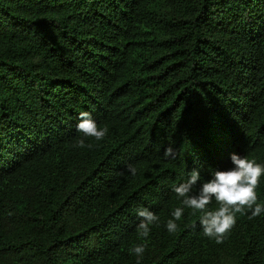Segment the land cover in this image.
Masks as SVG:
<instances>
[{
    "label": "trees",
    "instance_id": "obj_1",
    "mask_svg": "<svg viewBox=\"0 0 264 264\" xmlns=\"http://www.w3.org/2000/svg\"><path fill=\"white\" fill-rule=\"evenodd\" d=\"M0 264H264V0H0Z\"/></svg>",
    "mask_w": 264,
    "mask_h": 264
}]
</instances>
